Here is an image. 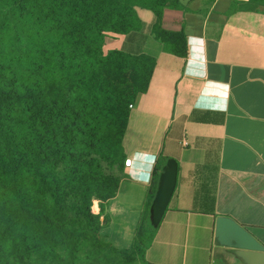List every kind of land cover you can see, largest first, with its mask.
Wrapping results in <instances>:
<instances>
[{"label": "trees", "instance_id": "trees-1", "mask_svg": "<svg viewBox=\"0 0 264 264\" xmlns=\"http://www.w3.org/2000/svg\"><path fill=\"white\" fill-rule=\"evenodd\" d=\"M183 7L0 0V264H151L149 207L168 158L156 162L130 248L107 239L105 204L119 188L130 106L148 90L156 63L137 9L152 11V38L184 57L183 30L162 20L165 9ZM108 34L124 36L120 48L105 50ZM206 168L195 171L194 207L213 214Z\"/></svg>", "mask_w": 264, "mask_h": 264}, {"label": "crops", "instance_id": "crops-1", "mask_svg": "<svg viewBox=\"0 0 264 264\" xmlns=\"http://www.w3.org/2000/svg\"><path fill=\"white\" fill-rule=\"evenodd\" d=\"M180 1L184 7L165 9L162 20L166 29L183 30L184 57L152 38V11L137 9L144 46L156 63L148 90L130 106L126 164L116 195L105 204L106 235L119 249L131 247L164 155L176 160L177 177L147 261L240 264L216 242L215 221L229 216L264 245V4ZM123 40L107 37L104 48L118 49ZM199 165L212 176L213 214L194 207Z\"/></svg>", "mask_w": 264, "mask_h": 264}, {"label": "water", "instance_id": "water-1", "mask_svg": "<svg viewBox=\"0 0 264 264\" xmlns=\"http://www.w3.org/2000/svg\"><path fill=\"white\" fill-rule=\"evenodd\" d=\"M177 177V162L168 158L158 177L157 188L149 207V219L157 227L171 199ZM214 238L228 248L240 264H264V245L244 226L229 216L216 217Z\"/></svg>", "mask_w": 264, "mask_h": 264}, {"label": "rangeland", "instance_id": "rangeland-1", "mask_svg": "<svg viewBox=\"0 0 264 264\" xmlns=\"http://www.w3.org/2000/svg\"><path fill=\"white\" fill-rule=\"evenodd\" d=\"M114 36H115V34H108V37H112V38H114ZM107 40V39H106ZM109 40V39H108ZM110 41V40H109ZM105 50H106V48H105ZM95 202H97L98 203V201L97 200H94V203H93V205L95 206V207H97L96 206V204H95ZM92 210H93V206H92Z\"/></svg>", "mask_w": 264, "mask_h": 264}, {"label": "built area", "instance_id": "built-area-1", "mask_svg": "<svg viewBox=\"0 0 264 264\" xmlns=\"http://www.w3.org/2000/svg\"><path fill=\"white\" fill-rule=\"evenodd\" d=\"M126 164V163H125Z\"/></svg>", "mask_w": 264, "mask_h": 264}]
</instances>
